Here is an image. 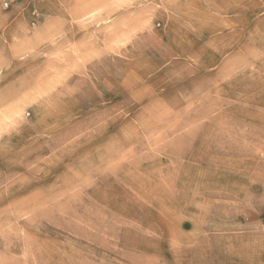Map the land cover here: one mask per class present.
Returning <instances> with one entry per match:
<instances>
[{"label": "rangeland", "instance_id": "374dc122", "mask_svg": "<svg viewBox=\"0 0 264 264\" xmlns=\"http://www.w3.org/2000/svg\"><path fill=\"white\" fill-rule=\"evenodd\" d=\"M0 264H264V0H0Z\"/></svg>", "mask_w": 264, "mask_h": 264}]
</instances>
